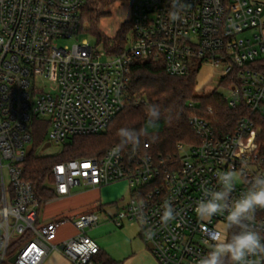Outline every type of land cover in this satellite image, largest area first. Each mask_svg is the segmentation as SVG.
Returning a JSON list of instances; mask_svg holds the SVG:
<instances>
[{"label":"built area","instance_id":"obj_1","mask_svg":"<svg viewBox=\"0 0 264 264\" xmlns=\"http://www.w3.org/2000/svg\"><path fill=\"white\" fill-rule=\"evenodd\" d=\"M130 2L133 43L110 55L87 41L58 44L81 33L87 0H0V264H43L52 251L70 264H98L101 249L86 229L99 225L100 214L91 211L75 221L66 214L45 217L51 200L40 202L24 166L37 118L47 119L48 139L64 145L74 136L106 131L125 107L146 103L130 93L135 61L160 62L173 77L212 65L220 79H235L227 88L230 107L244 105L248 114L227 134L191 116L198 141L179 143L177 160L164 161L144 143L59 162L51 170L56 199L70 197L75 187L126 180L130 200L112 221L118 227L137 222L159 264H197L226 222V212L208 219L196 213L206 192L220 190L218 173L240 176L231 200L264 176V0ZM166 204L175 218L164 224ZM70 222L78 232L59 240ZM248 223L264 240V209ZM13 240H21L19 250L12 249ZM247 264H264V255L249 256Z\"/></svg>","mask_w":264,"mask_h":264},{"label":"trees","instance_id":"obj_2","mask_svg":"<svg viewBox=\"0 0 264 264\" xmlns=\"http://www.w3.org/2000/svg\"><path fill=\"white\" fill-rule=\"evenodd\" d=\"M90 3L91 0H87L82 10L81 31L83 30L84 11L88 13ZM92 4L97 5L98 2L92 1ZM97 20H99L98 17L94 18L95 22ZM127 24L125 23L120 28L113 39L104 38L98 29L93 32L98 43H102L105 50H107L106 40L113 44L114 50H107L108 54L118 55L126 48L128 44L127 33L131 29V22H129L130 26L128 25V27H126ZM198 72L193 71L184 77H173L165 71L164 65L160 62L135 61L130 93L142 97L146 103L125 107L112 120L108 129L102 133L72 137L68 143L63 145V150L58 155L37 156L34 149L29 152L24 166V177L33 184L40 202L47 203L56 196L50 186L52 182L51 170L55 164L76 158L103 156L110 147L120 145L121 138L118 131L121 128L140 132L139 143L136 145L149 143V151L157 157H162L164 161L178 159L177 145L179 143L188 144L198 141L189 123L193 115L206 119L219 134L232 132L238 119L248 114L247 107L244 105L238 108L230 107L226 96L216 90L206 95H197L195 88ZM233 82L235 79L232 77L222 78L219 81V86L227 89ZM153 104L160 106V117L155 121H151L147 113V106ZM118 117L119 123L110 130L111 125ZM34 126V140L39 142L38 128L47 129L48 122L37 118ZM132 146L135 145L127 144L121 149L128 151ZM19 241L21 240L13 242V250ZM96 261L98 264H122L103 250L97 255Z\"/></svg>","mask_w":264,"mask_h":264},{"label":"rangeland","instance_id":"obj_3","mask_svg":"<svg viewBox=\"0 0 264 264\" xmlns=\"http://www.w3.org/2000/svg\"><path fill=\"white\" fill-rule=\"evenodd\" d=\"M92 1H97L98 4H92ZM87 10V8H86ZM88 11V10H87ZM98 17L99 20L96 22L94 18ZM93 18V20H91ZM132 18V5L130 0H91L90 10L88 13L84 11L83 17V30L79 35L69 38L61 39L58 41L59 46H69L73 47L75 44H82L85 41L94 47L95 51L105 50L104 45L98 43L97 37L93 32L98 29L102 33L104 38H115L117 32L125 24L126 27L130 26ZM128 44L130 46L133 43L134 35L133 31L130 29L127 33ZM107 50H114L113 44L106 40ZM105 50V51H107ZM105 58H109L105 57ZM221 77V72L212 65H204L201 67L197 74V85L195 88V93L197 95H206L214 90L222 93L224 96L228 97L230 95L228 89L219 86V81ZM120 117V116H119ZM119 117L111 125L110 130L119 123ZM47 120V119H43ZM35 124V123H34ZM32 125V129L35 131V126ZM44 128V127H43ZM37 133L40 141L33 142L32 147L35 150L37 156H54L58 155L63 150V144H57L48 139L46 136L48 128H38ZM45 131V132H43ZM69 140L66 142L68 143ZM51 186V184H50ZM84 186L74 188V194L79 192H89L85 190ZM95 196V195H92ZM103 204H107L105 211L100 213L99 225L95 227H88L86 229L89 237L94 239L105 253L114 257H122L125 253L136 254L141 252H150L148 245L140 237L141 228L137 222L126 221L123 227H118L112 219L108 217L114 216L122 210L124 204H126L131 197L129 182L126 180H121L114 182L102 188L100 194ZM70 202V201H69ZM69 202L65 199H56L50 202L44 207L43 213L45 215H52L62 210L69 209ZM113 204V205H111ZM70 210V209H69ZM81 209L77 210L80 211ZM67 212V211H66ZM76 212V210H72ZM70 216V215H69ZM75 221V219H72ZM62 233L65 235H71L72 233L78 232L73 223L70 222L61 228ZM16 242V240H13ZM21 242H18L15 249H20ZM151 253V252H150ZM116 261H123L124 259H115ZM131 264H141L138 261L132 262ZM143 264H148L146 261ZM158 264V262H157Z\"/></svg>","mask_w":264,"mask_h":264},{"label":"clouds","instance_id":"obj_4","mask_svg":"<svg viewBox=\"0 0 264 264\" xmlns=\"http://www.w3.org/2000/svg\"><path fill=\"white\" fill-rule=\"evenodd\" d=\"M170 18L173 21L179 19L178 13L171 12ZM147 113L151 121L159 119L160 106L148 105ZM118 135L121 142L117 150L127 144H138L141 133L121 128ZM238 180L240 176L235 172L218 173L220 190L206 192V199L198 202L196 213L201 219L225 212L227 215L225 224L211 238L213 242L209 245L210 250L197 261V264H247L249 256L264 255V240L248 223L254 220V213L258 208L264 209V176L255 177L243 195L231 200V193ZM174 218V209L170 204H166L161 217L162 222L167 224ZM234 228L239 230L232 231Z\"/></svg>","mask_w":264,"mask_h":264},{"label":"crops","instance_id":"obj_5","mask_svg":"<svg viewBox=\"0 0 264 264\" xmlns=\"http://www.w3.org/2000/svg\"><path fill=\"white\" fill-rule=\"evenodd\" d=\"M79 187H81V186H79ZM85 188H86L85 190H87V191L89 190V192H79V193L74 194V192H73L74 188H73L72 189V195L70 197L61 198V199H65L68 202L70 201L69 205H68L70 210L69 209L68 210H62V211H59V212L52 214V215H45L44 214L45 217L50 218V217L55 216L57 214H66L68 216L70 215L69 217L72 220V219H77L82 214H85V213H88L91 211H97L99 214L101 212L105 211L107 204H103L101 197H100V194H101L103 187H101V188L85 187ZM92 195H95V196H92ZM53 200H56V198L52 199L50 202H52ZM49 203H47L45 206H47ZM97 204H100L101 208L98 207ZM111 205H113V204H111ZM74 209L76 210V212H72V210H74ZM79 209H81V210L77 211ZM108 217L110 219H112L113 216H109V214H108ZM73 235H75V233H72L71 235L67 236L64 233H62V231H60L59 240L62 241V240L69 238ZM140 237L142 238L141 233H140ZM142 240H143V238H142ZM150 252L147 254L144 251V252L136 253V254H132V255L125 253L122 257L117 256L114 258L119 259V260L124 259L123 261H121L122 264H131L132 262H135V261H138L141 264H143L145 261L148 264H157V262H158L157 259L152 254V252L151 253ZM43 264H70V262L60 252L52 251V252H50L49 256L47 257V259L45 260V262Z\"/></svg>","mask_w":264,"mask_h":264},{"label":"water","instance_id":"obj_6","mask_svg":"<svg viewBox=\"0 0 264 264\" xmlns=\"http://www.w3.org/2000/svg\"><path fill=\"white\" fill-rule=\"evenodd\" d=\"M12 262H15V259H12Z\"/></svg>","mask_w":264,"mask_h":264}]
</instances>
